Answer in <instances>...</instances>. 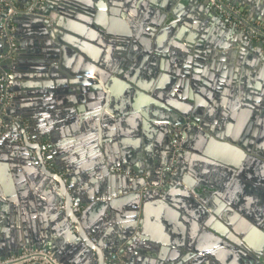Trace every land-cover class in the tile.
<instances>
[{"label": "water", "instance_id": "1", "mask_svg": "<svg viewBox=\"0 0 264 264\" xmlns=\"http://www.w3.org/2000/svg\"><path fill=\"white\" fill-rule=\"evenodd\" d=\"M226 1L264 25V0ZM13 21L0 260L264 264V44L200 0H45ZM176 126L182 167L161 188L151 145ZM184 172L203 188L167 185Z\"/></svg>", "mask_w": 264, "mask_h": 264}, {"label": "built area", "instance_id": "2", "mask_svg": "<svg viewBox=\"0 0 264 264\" xmlns=\"http://www.w3.org/2000/svg\"><path fill=\"white\" fill-rule=\"evenodd\" d=\"M217 15L226 19L231 26H234L256 43L264 44V25L254 21L249 17L248 12L241 7H234L226 0H200ZM45 0H32L31 5L21 9L14 0H0L1 13L5 12V23L0 37L8 44V50L0 55V68L5 63L15 58L18 47L15 39L17 31L14 18L23 13H33L38 7H43ZM0 138L5 135L7 124L2 121V117H7V110L10 108L13 93L10 91V82L7 74L0 73ZM46 165H48L47 161ZM0 264H60L51 253L42 250H25L19 256H13L5 260H0Z\"/></svg>", "mask_w": 264, "mask_h": 264}, {"label": "flooded vegetation", "instance_id": "3", "mask_svg": "<svg viewBox=\"0 0 264 264\" xmlns=\"http://www.w3.org/2000/svg\"><path fill=\"white\" fill-rule=\"evenodd\" d=\"M14 97V96H13ZM186 127L187 126H176L175 128L170 127L168 129V133L164 136L163 134V130L160 129L159 133L157 134V137L155 138V140L152 143V152L153 155L151 157V171H149L150 173V177H152L153 180H158L160 181V185L159 187L163 188L164 186L162 185V180H163V175L167 174L169 171L167 170L170 167H173V170L170 171L169 173L174 174L178 171V169H180L182 167L181 165V161H180V154L183 151L181 147H178V144L180 145L184 139V136L186 134ZM163 135V136H162ZM45 146L48 147V144L45 143ZM165 151V157L162 156V153L164 154ZM253 151H255V147H253ZM48 155L49 159L47 160V163L49 165V167L52 166L51 161L53 160V158H55L54 154L50 151H46V153H43V155L45 156ZM106 158V157H105ZM51 159V161H50ZM141 160H145L144 154L141 156L140 158ZM62 161V158H61ZM167 163V164H166ZM67 164V162H66ZM167 170V171H166ZM116 172L118 174L124 175L126 174V172L121 171V170H116ZM146 175V173H148V171L144 170L143 171ZM188 172H184L183 174L180 175L179 179L177 178L175 182L173 181H169L167 180V185L168 184H174L175 187L177 188H186L189 185L192 186V188H195V185H199L200 188H203L202 185H200V181L198 179H195L193 177V180H195V183H193L192 181H189V179H187L188 177ZM134 176V175H131ZM205 182H208L210 184H217L218 186L221 187V189H223L224 191L222 192V195L224 197L225 194H227V189L230 186L232 182L230 181V183H228L229 181L227 180V178H204ZM195 184V185H194ZM215 190V189H214ZM208 203H212L213 199L209 198ZM225 210H222V213ZM221 213V214H222ZM246 220L249 221V219L247 217H244ZM224 226L226 227L225 223H223ZM247 262V261H246Z\"/></svg>", "mask_w": 264, "mask_h": 264}, {"label": "crops", "instance_id": "4", "mask_svg": "<svg viewBox=\"0 0 264 264\" xmlns=\"http://www.w3.org/2000/svg\"><path fill=\"white\" fill-rule=\"evenodd\" d=\"M261 5H264V3H261ZM0 186H1V175H0ZM32 194H34V193H32Z\"/></svg>", "mask_w": 264, "mask_h": 264}]
</instances>
